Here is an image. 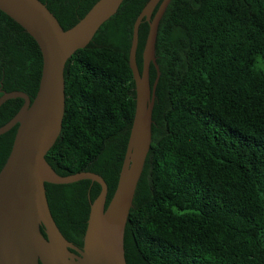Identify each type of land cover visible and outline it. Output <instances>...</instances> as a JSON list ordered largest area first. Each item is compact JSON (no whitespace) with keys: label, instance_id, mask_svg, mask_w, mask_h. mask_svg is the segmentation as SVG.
I'll use <instances>...</instances> for the list:
<instances>
[{"label":"trees","instance_id":"trees-1","mask_svg":"<svg viewBox=\"0 0 264 264\" xmlns=\"http://www.w3.org/2000/svg\"><path fill=\"white\" fill-rule=\"evenodd\" d=\"M39 1L67 30L97 0ZM147 1L123 0L67 61L61 131L45 156L60 176L100 175L106 206L135 112L129 51ZM148 30L142 21L139 70ZM155 58L152 141L125 226L126 264H264V0H171ZM41 70L35 40L0 11V97L33 100ZM156 77L151 65V87ZM22 104L0 107V127ZM16 130L0 135V170ZM100 190L90 180L45 183L58 229L79 248Z\"/></svg>","mask_w":264,"mask_h":264},{"label":"water","instance_id":"water-1","mask_svg":"<svg viewBox=\"0 0 264 264\" xmlns=\"http://www.w3.org/2000/svg\"><path fill=\"white\" fill-rule=\"evenodd\" d=\"M170 1L148 0L133 26L129 66L135 85V112L117 186L106 206L108 188L100 175L83 171L60 176L45 156L61 131L66 63L75 51L90 43L123 0H97L67 30L39 0H0V11L35 40L42 55L41 77L33 100L21 91L3 92L0 97V107L10 99L23 100L17 113L0 127L2 135L17 126L10 153L0 170V264H126L125 226L152 141L158 26ZM144 20L149 30L139 70L138 30ZM151 65L157 72L152 87ZM81 180L96 182L101 190L91 202L83 244L79 248L58 229L49 209L45 183L65 185ZM40 226L47 242L43 240ZM72 251L78 255L74 256Z\"/></svg>","mask_w":264,"mask_h":264},{"label":"flooded vegetation","instance_id":"flooded-vegetation-1","mask_svg":"<svg viewBox=\"0 0 264 264\" xmlns=\"http://www.w3.org/2000/svg\"><path fill=\"white\" fill-rule=\"evenodd\" d=\"M140 62H141V69H142V65H143L142 54H141ZM150 69H151V66H150V68H149V74H150ZM40 229H42L41 226H40ZM41 233H42L43 240H44L45 242H47V240H46V236H45L44 232L41 231ZM75 246H76V245H75ZM72 253H73L74 256H77V255H78L77 252H75V251H72ZM40 264H42V263L40 262Z\"/></svg>","mask_w":264,"mask_h":264}]
</instances>
